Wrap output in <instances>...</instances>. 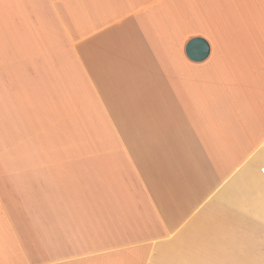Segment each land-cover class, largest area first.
<instances>
[{
  "label": "crops",
  "instance_id": "crops-1",
  "mask_svg": "<svg viewBox=\"0 0 264 264\" xmlns=\"http://www.w3.org/2000/svg\"><path fill=\"white\" fill-rule=\"evenodd\" d=\"M262 167L264 0H0V264H264Z\"/></svg>",
  "mask_w": 264,
  "mask_h": 264
},
{
  "label": "water",
  "instance_id": "water-1",
  "mask_svg": "<svg viewBox=\"0 0 264 264\" xmlns=\"http://www.w3.org/2000/svg\"><path fill=\"white\" fill-rule=\"evenodd\" d=\"M210 44L203 37H193L186 46L188 56L196 61L206 59L210 54Z\"/></svg>",
  "mask_w": 264,
  "mask_h": 264
},
{
  "label": "built area",
  "instance_id": "built-area-1",
  "mask_svg": "<svg viewBox=\"0 0 264 264\" xmlns=\"http://www.w3.org/2000/svg\"><path fill=\"white\" fill-rule=\"evenodd\" d=\"M262 172L264 173V167H262Z\"/></svg>",
  "mask_w": 264,
  "mask_h": 264
}]
</instances>
